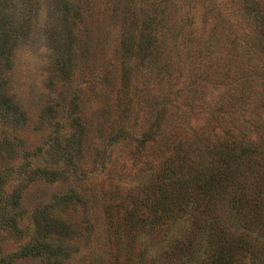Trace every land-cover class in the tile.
<instances>
[{
	"label": "rangeland",
	"instance_id": "1",
	"mask_svg": "<svg viewBox=\"0 0 264 264\" xmlns=\"http://www.w3.org/2000/svg\"><path fill=\"white\" fill-rule=\"evenodd\" d=\"M70 1L87 15L88 59L79 23L69 76L61 74L45 24L47 1L33 0L38 17L2 76L3 93L25 121L0 120L3 196L12 202L10 192L20 190L16 230L0 233V247L13 264H52L53 258L17 257L43 242L70 249L63 264H168L158 246L166 228H146L159 216L156 188L167 167L185 152L184 166L192 168L198 154L212 160L202 167L215 165V153L226 148L264 156V50L250 15L257 0ZM120 9L160 17L157 52L143 60L137 34L128 40L131 55L125 52L120 41L129 31L113 16ZM58 147L64 151L55 155ZM231 168L255 185L243 165L234 161ZM51 218L75 237H47Z\"/></svg>",
	"mask_w": 264,
	"mask_h": 264
},
{
	"label": "trees",
	"instance_id": "2",
	"mask_svg": "<svg viewBox=\"0 0 264 264\" xmlns=\"http://www.w3.org/2000/svg\"><path fill=\"white\" fill-rule=\"evenodd\" d=\"M46 1L45 24L52 31L50 39H54L53 48L58 55L56 62L59 63V70L68 77L76 38L74 30L79 23H83L87 36V41L83 43L85 60L89 56L92 38L91 29L87 27V15L80 7H74L70 0ZM251 5L250 15L258 35L256 45L264 50V0L252 1ZM35 10L33 0H0V120L15 126H22L25 119L18 107L3 93L5 83L2 76L9 68L17 42L29 35L31 22L38 17ZM113 16L121 21L124 31L134 34L125 35L123 31L122 36L125 35V38L120 41L129 56L132 40H128L135 37V34L138 35L137 54L143 60L153 51L157 52L156 37L159 28L164 25L158 15L146 14L145 18H138L140 16L137 17L135 11L120 9L119 12L114 11ZM90 17H93L92 14ZM77 19L79 21L75 22ZM71 144L66 143L64 150ZM64 150L58 147L55 155H60ZM225 150L224 153H215L217 161L211 167H202L212 160L206 163L207 157L201 158L198 154L200 160L195 162L194 168L184 166L188 160L185 152L183 158L182 155L177 158L178 164L173 163L163 174L165 180L156 188L158 198L154 203L155 207L161 208L159 216L150 219L148 225L144 220L139 224L143 227L147 225V229L166 228L157 245L168 264H264V156H260L259 152H254L255 156L245 153L247 148L238 151V155L231 153L235 148ZM205 151L208 152L207 149ZM234 161L239 166L243 165L249 177L254 174L256 183L252 188L246 184L251 179L247 178L245 172L236 173L231 168ZM39 172L44 179H55L54 172ZM5 185L4 176L0 177V233L16 230L15 215L20 206L19 187L10 192L12 202L8 203V197L3 196L6 193ZM73 197L75 195L70 194L62 199L68 202ZM132 220L133 216L128 219L129 222ZM43 229L47 237L52 233L61 235L60 241H69L75 237L73 230L57 218L47 221ZM175 232L180 233L176 235ZM62 248V244L54 246L43 242L24 247L17 257H48L53 258L52 264H63L70 249ZM153 257L151 261H155ZM12 262V259L3 255L0 247V264Z\"/></svg>",
	"mask_w": 264,
	"mask_h": 264
}]
</instances>
